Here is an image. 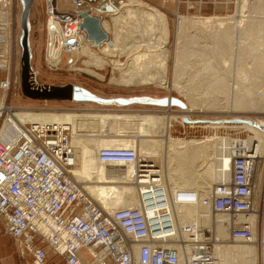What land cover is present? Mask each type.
Wrapping results in <instances>:
<instances>
[{
	"label": "built area",
	"instance_id": "built-area-1",
	"mask_svg": "<svg viewBox=\"0 0 264 264\" xmlns=\"http://www.w3.org/2000/svg\"><path fill=\"white\" fill-rule=\"evenodd\" d=\"M70 2L72 9L64 11L56 0H45L46 63L51 69H60L62 64L59 62L55 67L49 64L51 48H58L63 55L76 54L87 41L88 33L82 27L84 13L99 18L105 16L96 3ZM13 4L14 0H0V89L5 92L13 85L7 74L10 52L4 51L13 26L10 17ZM4 71H7L5 75ZM36 75L35 71H30L33 88H51L36 85L31 80ZM14 109L6 101L0 106V127ZM11 129L14 136L0 140V222L2 233L14 240L22 259L31 254L30 264H47L46 246H50L67 264H82L85 255L91 256L94 264H179L178 246H183L188 264H217L213 227L202 222L187 225L175 238V223L160 192L150 196L153 201H143L142 208L109 212L97 203L74 174L76 156L70 143L69 126L21 123ZM98 158L110 166L135 165L139 183L142 178H148L140 184L159 182L160 176L153 172L158 169L155 163L143 159L134 148H102ZM256 161L251 149L239 148L234 155L230 179L217 183L209 198L179 192L177 200L181 203L199 201L213 213H229L234 218L247 215L254 207ZM155 187L157 191L158 186ZM154 204L160 209L149 215L146 208ZM231 238L250 242L253 238L251 224L234 222Z\"/></svg>",
	"mask_w": 264,
	"mask_h": 264
},
{
	"label": "bare ground",
	"instance_id": "bare-ground-1",
	"mask_svg": "<svg viewBox=\"0 0 264 264\" xmlns=\"http://www.w3.org/2000/svg\"><path fill=\"white\" fill-rule=\"evenodd\" d=\"M18 1L20 2L21 5L22 1L20 0ZM115 7H120L121 11L117 13ZM244 7L245 6L243 5V3H241V7L239 8V11H237L239 15H237L238 13L236 14L238 17L236 15H235L236 17L215 16V17H206L201 21V24L205 26L206 25L210 26V28L214 30L212 31L213 33L211 36L212 47L211 46L209 47L207 45L208 47L206 46L207 48L205 47V49H202V52H200L199 54L196 53L197 56L199 55L198 56L199 59H197V57L193 58L195 57L194 55L191 57L190 56L191 54L187 51L188 50L187 48H189V44L186 43L185 41L188 42V40L190 39L189 36L184 33V29H183L184 27L182 23L185 22L184 21L185 19L181 18L183 19L184 22H179L182 25L181 26L182 30L181 28H180L181 31L177 30L178 31L177 40L178 42L179 40H182L181 42L182 44H180L181 46L179 48L185 51L184 54L186 55V57L182 56L181 57L182 59L180 58V60L185 61L186 63L190 62L191 65L192 63L194 64L195 62L197 63L195 65L198 66H200V64H203L202 68L201 67H199L198 69L196 68L197 70L193 68L194 72L190 73V79L196 81L201 78L202 82L200 86H205L206 93L210 94L217 91L218 92L221 91V93L223 92L224 94L228 93L230 83L229 81H227V79L229 80V78L226 79L227 73L225 71H228L230 68L227 69L226 66L231 67L230 65L231 60L234 59L233 62L236 61V64L239 66L237 71L238 80L236 79L237 81L234 84L235 87L234 91H233V87L230 86L231 92L235 93V103H233L235 107H241L244 105L246 106L253 99L255 102L258 99L261 103L262 101H264V0H256L255 3H252L251 9H249L250 13H254L252 15L251 14H249V16L244 15V12L246 10ZM97 8L99 11L102 12H106L107 10L113 12L112 15L110 14L112 16L111 17L112 22L106 18L104 19L101 18L102 21L101 25L107 34L113 33L114 37L112 39V35L110 36L109 34L108 39L110 41H107L108 40L107 39L101 44H96L94 40L87 39L82 49L76 52V54H80L83 51V53L90 56L93 59V61L99 62L98 54L95 52V50L100 51V47L105 45L101 49V51L103 53H107V55L113 54L115 47L119 45L121 46V44H123L126 41L124 40V38L126 39H128V37L131 38L132 37L131 34L137 31L140 32L139 33L140 38H142L143 40L141 46L149 43V41H146L145 43L144 41L146 39H149L151 35L152 36L155 35L154 37H156V35L160 34L161 35L160 38L163 39L162 41L165 43V45L168 42L169 26H168L167 16L163 12L145 4L142 1L107 0L106 4L100 3L98 4ZM126 21H131L128 22L129 24L132 23L130 24L131 26H127L128 24L126 25L125 23ZM143 22H146L151 25L147 27L150 28L151 30V34L149 33L147 34V36H145V33H147V30L149 29L143 27L142 25ZM179 26L180 25L177 26V29ZM192 37L193 39L191 42L194 41L195 35H193ZM140 38L138 39L139 41ZM157 38H154V40ZM128 40H132V39H128ZM9 41H10V33H9L8 41L4 47V51L9 52L10 50ZM151 41L153 42L152 39ZM155 41L156 43L153 42L154 45L158 44L157 43L158 40ZM195 41L197 42L196 38ZM163 42H159V44ZM151 43L149 45L150 48H151ZM137 44L135 43V45ZM141 46L140 44L137 45V47H141ZM153 47L154 49H156L157 46L155 47L152 44V48ZM158 47H160V45H158ZM91 48L95 50H92ZM55 49L58 48L50 49V53L48 57L49 64L54 67L58 66L59 63L57 60L58 55ZM162 51H164V48ZM167 51L163 52L162 57L167 58L166 56ZM188 56H190L191 58L190 57L188 58ZM152 58L154 57L152 56ZM134 59L133 62H135ZM148 62L150 63L151 61L149 60ZM151 63L153 64V62ZM190 63H188V65ZM108 64L113 67V74H112L113 83L115 82L121 83L124 80L125 83L130 81L150 82V83L151 81L154 82L153 80L154 77H152L149 73L150 70H148L149 72L148 71L146 72L147 68L150 67V66L146 67V65L148 64V63L146 64V62L145 65H142L141 66L142 68L139 69L140 72L145 73L143 81H140L141 79L138 80L139 78H134L127 81L126 78L127 69L129 68L128 65L130 64H120V62L114 61L112 59L108 61ZM183 66L180 68L181 70L185 68ZM136 67H138V65ZM158 68L161 67L159 66ZM158 68L156 69L157 71ZM166 69L167 68L165 66V70ZM32 70L33 69L30 68V71ZM116 70L120 74L119 77L116 74ZM30 71H29V75H30ZM222 71L223 73H220ZM35 73L38 74L36 70ZM132 75H135V72L134 74L132 73ZM101 77L103 78L102 75ZM164 77L167 76L163 75V78ZM239 79H241L242 82H240ZM31 80L34 81L36 85L41 84L38 81L37 75L35 78ZM162 82L166 84L164 81ZM129 85H133V84H129ZM51 88L48 87L46 89L48 90ZM35 89L37 90L38 88H34V90ZM41 90H44V88H42ZM83 91L88 95L92 94L86 88H83ZM228 95H230V92L226 95L229 98ZM1 97L2 98L5 97V92L1 94ZM171 97L172 96H169V98ZM137 98L140 99L141 101H146L148 99H151L148 96H142L140 98L139 97ZM3 104H4L3 102H0V106H2ZM233 104L231 105L233 106ZM256 104L258 105V103ZM171 106L173 105L169 103L168 107L171 108ZM251 106L252 105H250V107ZM185 108H187L188 110L187 105ZM14 112L13 114H9L7 116L4 125L0 127V140L6 138H12L14 136V131L11 129V127H18L21 123L23 124H27V123L56 124L57 123V124H65L69 126L70 143L73 146L76 156V165L73 169L74 174L76 175L77 179L81 182L85 190L107 211L114 212L115 210L122 208H138V207L142 208L143 201L146 203L153 201V199L150 196L160 192L166 199V206L168 208L167 210L172 215L173 221L175 223V227H176L175 228L176 236H174L175 238H177L178 231L184 226L200 224L202 222L203 224L213 227L214 239H215L214 252L217 258V264H218V259L220 264H237L234 262L236 260H238L236 261L238 262V264H256V260L258 258L257 247L262 246L264 248V241L259 240L258 238V228H257L258 227L257 221H258V217L260 216V210L258 208V199L260 195L262 170L264 164V118L262 119L259 118L256 120L252 118H241L239 116L236 117L234 116L230 118L233 120L244 121L242 123H236L237 124L236 126L245 128L254 134V135H249L246 138H231L230 136L224 137V136H218L216 134L213 136H206V138L201 140L200 142L197 141L198 143L196 142L197 139H193L191 140V142H189L188 141L189 139L186 138L178 139L179 141L180 140L183 141L175 143L173 142L175 138L171 137L170 131L168 129V126L169 124H171V120H172V116L170 115L171 113H169L170 116L166 117V119L164 118L162 119L161 117L154 114L152 115L108 114V116L98 115L96 117L93 115L92 118L90 117L91 119H96V118L102 119L107 117L108 120H110L111 122L116 123L118 120L121 121V123H123L121 124L122 126L127 127L131 125L132 126L131 128H133L132 121H135L136 123L137 133L135 134V136L134 135L130 136V134H128L127 135L128 138L125 137L121 138L119 135L118 136L111 135V137L109 135L106 136V138H104L103 136L102 137L96 135L93 136L92 134L91 135L81 134V131L85 127L84 128L81 127L83 122L81 121L79 122V120H82L84 116L86 117V115L89 114L86 115L83 114L84 116H81L82 114L77 115L72 113H61L58 111L42 112V113L20 111V112H16L15 114ZM85 117L84 119L86 120L87 117L86 118ZM183 117L184 116L178 117V120L182 123H184ZM186 120L188 121L208 120L209 122L201 123L200 125H202L203 127H211V129L212 128L218 129L220 127L227 126L225 122L228 121L229 118H225V117L193 118L191 115H187ZM162 125L163 127L165 126L166 128L165 133H161L162 131L159 130V132L155 133L157 134L156 136L150 134L153 128L155 131H157V128L159 126L161 127ZM190 125H194V124L191 123ZM89 131L92 132V130L90 129ZM98 138H101V140L99 141ZM213 138L218 139L215 145L207 141V139H213ZM230 140H234V142L232 143L230 142ZM150 141L153 144L152 146L153 150H150L148 148V146L150 145ZM134 143H136L137 146L134 149L139 153V155L143 159L146 160H148L147 158L149 157L148 155L150 154L159 153V156H161L162 155L161 146L162 145L164 146L165 154L163 155L165 156L164 157L165 164L164 166H162V168L153 170V172L157 173V175L160 176L159 182L158 184H156L158 186L157 191L155 187L156 185L140 184L147 182L148 181L147 177L142 178L141 182L139 183V180L136 178L135 175L137 172L135 165L128 164L124 167L112 166V165L110 166L101 162L100 160L98 161L99 158L97 159V150L99 149V147L105 146L102 148H132L131 146ZM175 145H179V147H175ZM245 147L251 149L255 153V156L257 157V161L255 165V173H254V186H253L254 207L252 212H250L247 215H240L237 218H234L232 214L229 213H213L207 206H205L203 203L199 201L196 202L185 201L181 203L177 200V194L179 192L196 193L200 197L209 198L212 194L214 186L217 183L227 182L230 179L232 173L234 155L237 154V150L239 148L242 149ZM197 161H200L201 163L199 164L197 163ZM169 162L175 163V165L174 163H171L172 165L175 166L173 172L169 170V166H170ZM162 171H164V175H165V176L163 175L164 177H162V180L163 178H165L167 183L164 182L165 179L164 181L161 180ZM213 182H216L215 185L213 184ZM187 188H191V189H187ZM146 209L148 211V214L152 215L155 213L156 210H159L160 207L158 206V204H154L152 206L147 207ZM234 222L235 223L247 222L251 224L253 231V238L251 239L249 244L241 245V246L238 245L234 247L231 246L225 247V248L228 247L229 248V249L227 248L228 250L239 248L238 250L240 251V255H239V259L236 260L233 259L230 256V254L227 253L228 250L225 253H223V251L220 250L221 243H224L229 238L232 239L231 226ZM179 236L181 237V235ZM183 236L186 237L187 234L183 233ZM232 241L235 240L232 239ZM173 246H175V243H173ZM178 247L180 249L179 264H188L185 248L183 246L182 248L180 246ZM138 249L139 247L136 246L137 255H138ZM90 257L91 256L89 255H85V257L82 259V264H94L91 261Z\"/></svg>",
	"mask_w": 264,
	"mask_h": 264
},
{
	"label": "rangeland",
	"instance_id": "rangeland-1",
	"mask_svg": "<svg viewBox=\"0 0 264 264\" xmlns=\"http://www.w3.org/2000/svg\"><path fill=\"white\" fill-rule=\"evenodd\" d=\"M88 1L95 2V0H88ZM139 1H142L145 4L151 7H154L155 9L163 12L167 16L168 26H169V38H168V42L166 43V45L162 41L163 39L160 38L161 35L158 34L156 35V37H154L155 35L153 36L151 35L150 37L153 40V42L156 43L155 40H158L159 42H163L164 45L163 43L159 44L158 41H157L158 44L154 45V43L151 41L149 37V39H146L144 41V43L146 41H149V43L146 44L147 46L146 45L141 46V43H143L142 42L143 40L142 38H140V34H139L140 32L137 31L132 34L130 33L132 37L131 38L128 37V39H132V40H128L124 38V40L126 41L123 44H121V46L120 45L116 46L113 54L107 55V53H103L101 51V49L105 45L100 47V51H97L91 48L92 50H95V52L98 54L99 62L93 61V59L87 54H84L83 51L80 54H70V55L64 54L63 55V53H61L58 49H55L58 55V58H57L58 62H62V64L60 65V69L55 70V69L49 68L46 63V41H44V39H40L37 44L35 43V46H36L34 50L35 54L33 53V56L30 58V65H31L30 67L34 71L35 70L37 71L38 73L37 77H38L39 83L44 84L46 86H52L51 89L58 88L60 86H67L71 84V85L80 86L82 88H86L92 94L102 97L104 99H111V98L129 99V98H137V97L140 98L142 96H148L150 98L159 99L163 97L172 96L174 98L180 99L185 104L187 103L186 105L188 106V110L187 108H184L179 104H174L173 106H171V108H169L168 106L153 105V104H147V103H141V102L123 104V103H119L116 101H114L115 102L114 103V102H104V101H95V100L62 99L59 97H47V96H39L37 98H34V97L27 95L23 90V83H22L23 82L22 71H23V63H24L23 55H22L23 49H22V45L20 41V36L18 35L19 29H18L17 23L15 24V21H13L14 25L12 26V32L11 31L9 32L10 33V41H9L10 69L7 73L12 78L13 85L9 92H5L2 89H0V102L4 103V101H6L8 104L12 105L15 108L14 114L20 111L39 112V113L58 111L61 113H72V114H77V115L82 114L81 116H84L83 114L85 115L89 114V115H86L87 117L86 120L84 119L85 116L82 118V120H79V122L80 121L83 122L81 127L83 128L85 127L87 130L86 131L85 128L84 129L82 128L83 130L82 129L81 130L83 132L80 130L81 134L83 135L92 134L93 136L94 135L99 136V137L103 136L104 138H106V136H109V135L110 137L111 135L112 136L119 135L121 138H124V137L128 138L127 136L128 134H130V136H133V135L135 136V134L137 133L136 123L135 121H132L133 128H131L132 127L131 125L127 127L122 126L121 124L123 123H121V121H118V120L116 123L111 122L110 120H108L107 117L102 118V119H98V118L91 119L93 115L96 117L98 115L108 116V114H123V115L124 114L125 115H128V114L130 115L131 114H150L152 115L154 114V115L161 117L162 119L163 118L166 119V117H169L171 115L172 120H171V124H169L168 126V129L170 131L171 137L175 138L173 141L175 143L182 142L183 140L179 141L178 139H183V138L189 139L188 140L189 142H191V140L193 139H197L196 142L197 141L200 142L201 140L205 139L206 136H213L216 134L218 136H224V137L230 136L231 138H246L249 135H254L251 131H248L245 128L236 126L237 125L236 123H242L244 122L243 120L230 119L234 116L235 117L239 116L241 118H252L254 120L259 119V118L260 119L264 118V105H263L264 101H262L261 103L258 99L255 102L253 99L252 101H250L251 104L248 102L249 104H247L246 106L245 105L241 106V107H235L233 104L235 103V93L231 92L230 86L233 87V91H234V88H235L234 84L238 80L237 71H238V66H239L236 64V61L233 62L234 59L231 60V64H230L231 67L226 66V68L227 69L230 68L232 70L229 69L228 71H225L227 73V74L225 73L227 75L226 79L229 78V80L227 79V81H229L230 83V86H229L230 91L228 89V93L230 92V95L228 96L231 100L226 96L228 93L227 94L225 93L226 94L225 95L223 92L221 93V91L208 94L206 93L205 86H200L202 82L201 78L196 81L190 79V73L194 72V69L196 68L197 69L199 67L202 68L203 64H200V66H198V65H195L197 64L195 62L194 64L192 63L191 65L190 62L186 63L185 61L180 60L182 56L186 57V55L184 54L185 51L179 48L181 46L180 44H182L181 43L182 40H179L178 42L177 33L180 30V28L182 30L181 26L183 25L184 33L188 35L190 39L188 40V42L185 41L186 43L189 44V48H190V49L187 48L188 49L187 51L191 54L190 55L191 57L194 55L195 57L193 58L197 57V59H199L198 58L199 55L197 56V54L202 52V49H205L207 45L209 47L210 46L212 47L211 36L213 33L212 31L214 30V29L212 30L210 26H207V25L205 26L201 24V21L206 17H215V16L233 17L238 13L237 11H239V8L241 7V3H243V5L245 6L244 8L246 9L244 12V15L246 16H249V14L252 15L254 13H250L249 9H251L252 3H255L256 0H139ZM13 6H14V12H16V14L14 15L18 16L20 13L19 12L20 10L19 1L16 0ZM115 8H116L117 13L121 11L120 7H115ZM104 13H105L104 18L112 22L111 15L113 14V12H111L110 10H107ZM237 15H239V13ZM179 16H180V19H179ZM181 18L185 19L184 20L185 22ZM128 22H131V21H126L125 22L126 25L128 24L127 26H131L130 24L132 23L129 24ZM179 22H184V23H182L181 25V23ZM144 23L146 22H143L142 25L145 28L151 26L148 23H146L148 25ZM178 25L180 26L177 29ZM15 26L16 28H14ZM147 29L149 30H147V33H145V36H147V34L149 33L151 34L150 28H147ZM109 34L110 36L112 35V39H113L114 37L113 33H109ZM109 34H108V37H109ZM11 35H12V39H11ZM193 35H195V38L197 40L196 42L194 38L195 43L194 41L191 42L193 39L192 37ZM136 37H139L141 42L138 40L139 38H136ZM154 38H157V39L154 40ZM107 41H110V40L108 39ZM130 41H132L133 43L135 42L136 44L138 43L137 45L140 44L141 47H137L135 43L133 44ZM150 43H151V48L149 47ZM152 44L155 47L157 46L156 49H154V47L152 48ZM158 45H160V47H158ZM163 48H164V51L168 50L167 55H166L167 58L162 57L163 52H164L162 51ZM158 50L162 52H159ZM154 52H157V53H154ZM192 53H195V54L197 53V54L195 55ZM83 54L86 55L87 58ZM152 56L154 58H152ZM190 56H188V58ZM134 58L137 60H135ZM148 58L151 62H153L155 67L151 62H150L151 64L148 62L149 61ZM111 59L114 61L120 62V64H130L128 65L129 68L127 69V77H126L127 81L134 79V78H139L138 80L141 79L140 81H143L145 73L140 72L139 69L142 68L141 67L142 65H145V62L146 64L148 63L146 67L150 66L149 67L150 69L147 68L146 72L150 70V72L149 71L148 72L150 73L152 77H154L153 79L154 82L151 81L150 83V82H137V81L131 82L130 81V82L125 83L124 82L125 80H124L121 83H116V82L113 83L112 82L113 67L108 64V61ZM133 59L135 62H133ZM188 63L190 64L188 65ZM137 65L138 67H136ZM159 66L161 68H158ZM165 66L167 68L166 70H165ZM182 66L185 68L181 70L180 68ZM157 68H158V71L156 70ZM233 68L235 69V71ZM223 71L220 73H223ZM6 72L7 71H4L3 74L5 75ZM134 72H135V75H132V73L134 74ZM164 72L166 75L164 74ZM116 74L118 77L120 76L117 70H116ZM161 74L167 77H164L165 78L164 79L163 75ZM101 75L103 76V78L101 77ZM159 80L164 81L166 84H164L162 81H159ZM239 81L242 82L241 79H239ZM28 83L31 86L29 77H28ZM129 84H133V85H129ZM37 90L40 91L41 89H37ZM3 92H5V97L2 98L1 94ZM256 103H258V105ZM231 104H233L234 107ZM250 105H252L251 106L252 108L250 107ZM169 113L171 114L169 115ZM187 115H191L193 118H200V117L223 118L225 117V118H229V120L225 122L227 126L220 127L218 129H214V128L211 129V127H203L202 125H200L201 123L209 122L208 120L188 121L186 120ZM179 116H184L183 117L184 123L178 120ZM217 122H220V121H217ZM191 123H193L194 125H190ZM159 127L158 128L155 127L157 128V131H155L153 128L150 134L156 136L157 134L155 133L159 132V130L162 131L161 133H165V129H166L165 126L163 127L162 125L160 127L161 129ZM89 129L92 130V132L89 131ZM98 140L100 141L101 138H98ZM217 140L218 139H214V138L207 139V141L213 143L214 145L216 144ZM230 142L233 143L234 140H230ZM152 146L153 144L150 141V145L148 146V148L150 150H153ZM102 147H105V146H102ZM102 147H99V149L97 150V159H98V152ZM131 147L136 148L137 147L136 143H134ZM175 147H179V145H175ZM161 149H162L161 156H159V153H154V154L148 155L149 157L147 158L148 160L154 162L158 169L162 168V166H164L165 164L164 162L165 156L163 155L165 154L164 153L165 149L163 145L161 146ZM169 163H170L169 170L173 172L175 168L174 166L175 163L174 162H169ZM171 163H174V165H172ZM197 163L200 164L201 162L197 161ZM163 175H164V171H162L161 180H162V177L165 176ZM164 179L165 178H163L162 181H164ZM164 182H166V179ZM215 183L216 182H213L214 185ZM187 189H191V188H187ZM258 208L260 210V216L258 217V221H257L258 227L257 226L256 227L258 228L259 240L264 241V231H263L264 229V164H263V170H262L260 195L258 199ZM2 231L3 229L0 228V237L5 234V233H2ZM11 240H12V244L14 248L16 249L14 256L17 259L22 260V258L18 254L16 243L14 242L12 238ZM247 244H249V242L232 241V239L229 238L224 243H221L220 250L223 251V253H225L229 249L228 248L229 246L234 247L238 245L241 246V245H247ZM226 246H228L227 247L228 249L225 248ZM238 249L239 248L228 250L227 253L230 254V256L233 259L235 260L239 259L240 251ZM257 257L258 258L256 260V264H264V248L262 246L257 247ZM236 261L234 262L238 264V262ZM218 264H220L219 259H218Z\"/></svg>",
	"mask_w": 264,
	"mask_h": 264
},
{
	"label": "water",
	"instance_id": "water-1",
	"mask_svg": "<svg viewBox=\"0 0 264 264\" xmlns=\"http://www.w3.org/2000/svg\"><path fill=\"white\" fill-rule=\"evenodd\" d=\"M33 0H22L23 9H22V29L23 33L20 37L22 49H23V71H22V79H23V90L24 92L34 98L39 96H47V97H59L62 99H77V100H95V101H104V102H119L123 104H130V103H147L153 105H160V106H168L169 103L172 105L179 104L182 107H186V104L181 101L180 99L174 97H163L159 99H148L146 101H141L140 99L136 98H111V99H104L102 97L96 96L94 94L88 95L84 93L83 88L76 85H67L65 87H58L54 89H45V90H34L28 83L29 71H30V49L28 45V32H29V23L28 18L31 10ZM84 17V22L82 27L88 33V39L94 40L96 44H101L105 40L108 39V34L102 28L101 25V18L89 16L87 13L82 15ZM252 123V122H251Z\"/></svg>",
	"mask_w": 264,
	"mask_h": 264
},
{
	"label": "crops",
	"instance_id": "crops-1",
	"mask_svg": "<svg viewBox=\"0 0 264 264\" xmlns=\"http://www.w3.org/2000/svg\"><path fill=\"white\" fill-rule=\"evenodd\" d=\"M106 1L107 0H95V2H91V3L106 4ZM14 2H16V0ZM56 3H57V6L61 10L69 11L72 9V4L70 0H56ZM22 6H23L22 3L20 5V2H19V7H20L19 12L21 14L19 13L18 16L14 15L16 14V12H14V6L10 13V17L12 18V20L15 21V24L17 23L19 33H20V35L19 33L18 35L20 37L23 33L22 22H21L22 9H23ZM46 18H47V15L45 11V0H33L29 18H28V23H29L28 45H29L31 57L33 56V53L35 54L34 52L35 47H36L35 43L37 44L40 39H44V41L47 42V32L45 28ZM14 28H16V26ZM11 39H12V35H11ZM60 87H65V86H60ZM0 228L3 229V224L1 222H0ZM15 250L16 249L14 248L12 244L11 237L7 234H4L3 236H1L0 237V264H30L31 263L33 259L31 254H28L25 259L21 260V259H17L14 256ZM46 251H47V264H67L64 258L61 257L60 255H57L51 247L46 246Z\"/></svg>",
	"mask_w": 264,
	"mask_h": 264
}]
</instances>
